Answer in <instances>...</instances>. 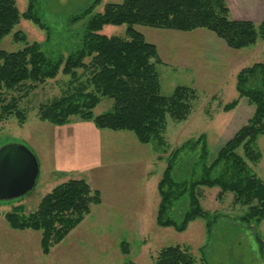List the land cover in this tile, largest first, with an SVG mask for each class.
I'll return each mask as SVG.
<instances>
[{"label":"rangeland","instance_id":"rangeland-1","mask_svg":"<svg viewBox=\"0 0 264 264\" xmlns=\"http://www.w3.org/2000/svg\"><path fill=\"white\" fill-rule=\"evenodd\" d=\"M92 1L39 0L36 13L50 34L46 47L49 53L66 56L80 47L87 19L70 24L69 18ZM122 1L101 0L93 14L102 12L108 3ZM225 1L233 19L264 22V0ZM26 7L27 0L17 1L19 13ZM134 29L157 48L161 94L168 96L177 86L191 87L197 92L190 114L182 122L167 117L163 133L166 146L161 148L155 142L138 143L130 132L96 129L91 121L78 117H70L69 122L60 126L40 121V105L73 92L69 77L61 73L44 84L26 83L4 91L5 104L16 102L25 121L19 125L14 115H6L0 121V146L12 143L27 147L38 161L39 176L34 188L23 197L0 201V264H154L159 251L168 246L188 249L196 264H201L202 255L209 264H264V222L238 223L247 208L234 205L229 194L217 199L218 189L202 191V207L221 216L210 233L199 219L182 233L156 225L157 183L166 165L163 158L172 148L204 135L210 161L247 122L253 107L246 100L241 99L228 113H223L222 107L237 98V73L264 62V40L236 51L204 29L192 32L144 26ZM125 31V25L107 26L99 34L124 37ZM15 32L22 33L28 43H42L46 38L44 31L21 19L0 42V50L16 52L24 47L22 42H14ZM85 76L80 80L82 84ZM75 86L74 91L79 85ZM111 105L110 100L102 99L92 113L94 116L105 113ZM256 144L261 156L257 164L248 165L264 183V135ZM71 179L86 181L92 190L99 192L101 202L92 206L83 221L44 254L39 231L13 230L4 216L19 206L23 208L22 215L28 216L54 187ZM185 209V200L179 201L170 213L171 218L179 221Z\"/></svg>","mask_w":264,"mask_h":264},{"label":"trees","instance_id":"trees-1","mask_svg":"<svg viewBox=\"0 0 264 264\" xmlns=\"http://www.w3.org/2000/svg\"><path fill=\"white\" fill-rule=\"evenodd\" d=\"M17 1L0 0V42L21 19L44 31L46 38L42 43H28L22 33L15 32L14 42H22L24 47L16 52L0 50V121L6 115H14L19 125L25 121L16 102L5 104L4 91L26 83L44 84L61 73L69 77L73 92L40 105V121L60 126L69 122L70 117H78L91 121L99 130L130 132L142 145L155 142L165 148L167 117L175 122L185 121L197 92L191 87L177 86L170 95L161 94L157 48L146 42L135 26L177 32L204 29L236 51L264 40V22L233 19L225 0H123L120 4L108 3L102 12L95 14L93 11L101 0H93L82 12L69 18L70 24L87 19L80 47L66 56H55L46 48L50 34L36 13L39 0H27L23 13H19ZM122 25L126 26L124 37L99 34L104 27ZM83 76L86 78L82 84ZM235 80L237 98L224 105L222 112L234 110L244 99L253 107L251 117L210 161L204 135L169 150L157 183L158 227L182 233L199 219L210 233L221 216L202 207L204 188L218 189L217 199L229 194L234 205L247 208L238 223L264 222V183L248 165L257 164L261 156L256 143L264 135V62L241 69ZM102 99L110 100L111 108L94 116L92 110ZM181 200H185L186 209L180 220L175 221L170 213ZM100 202L99 192L92 190L86 181L71 179L54 187L28 216L22 215L23 208L19 206L4 218L13 230L39 231L42 252L48 254ZM154 264H196V260L188 249L168 246L159 251ZM201 264H209L204 255Z\"/></svg>","mask_w":264,"mask_h":264},{"label":"water","instance_id":"water-1","mask_svg":"<svg viewBox=\"0 0 264 264\" xmlns=\"http://www.w3.org/2000/svg\"><path fill=\"white\" fill-rule=\"evenodd\" d=\"M38 176V161L27 147L0 146V201L23 197L34 188Z\"/></svg>","mask_w":264,"mask_h":264}]
</instances>
